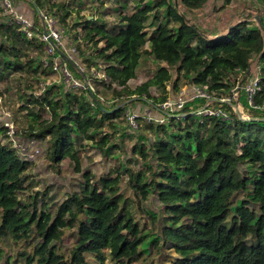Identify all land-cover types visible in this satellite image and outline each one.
Returning <instances> with one entry per match:
<instances>
[{
  "label": "trees",
  "instance_id": "1",
  "mask_svg": "<svg viewBox=\"0 0 264 264\" xmlns=\"http://www.w3.org/2000/svg\"><path fill=\"white\" fill-rule=\"evenodd\" d=\"M28 1L41 34L43 9L64 27L73 12L63 9V14H59L55 8L61 9L63 5L56 0ZM114 1L120 12L129 0ZM207 1L178 0L189 13L202 8ZM163 7L167 21L157 18L155 31L149 35L145 30L147 17ZM80 19L70 29L83 25L82 33L74 34L73 48L86 67L75 63L61 48L56 49V56L66 63L74 83L79 80L83 86L73 83L62 93L53 84L39 96H24L23 107L28 109L31 120L23 128L21 140L45 141L44 153L53 164L69 158L80 171L75 135L94 143L103 154H111L118 147L112 137L122 126L126 102H143L160 109L170 97L167 85L172 84L173 91L179 92V78L183 75L204 89L215 106L224 108L222 114L229 115L195 113L207 100L198 97L187 102L181 111L166 115L169 124L144 118L146 127L154 134V138L149 136L151 143L147 149L155 156L158 169L148 163L138 173L128 168L134 196L147 200L155 195L163 205V246L171 244L175 249L178 258L174 264H264V122L242 120L232 107L234 102L223 100L233 94L232 89L240 82L245 107L252 116L264 117V110L249 105L245 91L253 77L252 64L257 61L262 74L254 104H264V23L255 27L238 23L226 33L209 38L169 0H154L139 5L133 13H119L123 24L120 27L88 16ZM19 28L15 22L0 23V82L17 71L47 74L53 70L54 58L50 57L52 66L41 61L48 42L37 36L29 38ZM35 50L39 52L34 54ZM143 55L150 56L158 65L149 79L131 87L128 82L136 77ZM91 68L107 77L99 80L113 89L119 98L117 103L107 106L99 92L89 85ZM153 87L158 95L152 94ZM46 109L49 118H44ZM4 132L0 126V136L5 135L6 140L4 143L0 139V238L24 240L27 244L36 241L33 253L25 255V264H92L88 255L96 264H106L107 251L112 264H141L146 247L143 229L135 218L141 204L138 198L136 201L124 193L120 169L115 176H102L97 184L92 181V173L85 171L80 191L70 194L58 207L41 200L38 208L36 196L32 202L21 197L29 162ZM147 149L138 145L133 152L146 161ZM130 161L136 162L137 158L133 156ZM247 164L252 172L241 169ZM244 191L252 192L256 208L236 211L235 196ZM75 226V241L69 253L64 252L57 243L63 239L65 228ZM159 242L155 239L152 244L158 246Z\"/></svg>",
  "mask_w": 264,
  "mask_h": 264
},
{
  "label": "rangeland",
  "instance_id": "2",
  "mask_svg": "<svg viewBox=\"0 0 264 264\" xmlns=\"http://www.w3.org/2000/svg\"><path fill=\"white\" fill-rule=\"evenodd\" d=\"M56 1L57 3L63 5L61 9L55 8L59 11V14H63V9L73 10L72 14L66 18L67 24L64 27L56 17H52L54 20L50 19V24H47L40 16V25H42L44 31L48 32L49 35H51L52 31L57 33L59 35L57 41L61 44V49H63L64 53L67 54L68 57L72 58L75 63H81L83 68H85L86 66L82 62L83 58L79 56L73 48L74 34L77 33V31L81 34L83 25L79 24L76 30L70 29L74 22L81 21L80 17L88 16L90 19H97L100 22H105L109 26L116 25L120 27L123 24L119 20V13H133L139 5H144L154 0H145L143 3L140 0H129L127 6L123 7L120 12L117 10V6H119V4L117 5L114 0H106V3L103 5L98 4L94 0ZM120 1L124 2V0ZM169 1L171 3H175L179 12L184 13L191 23L196 24L209 38H216L219 35L226 33L231 26L238 23H246L249 27H255L256 25L261 26L264 23V2L260 0H233L229 4L225 3V0H208L202 8L191 13L186 12L184 7L179 4L178 0ZM20 4L19 9L22 12L26 11L31 17L30 19L34 22L33 24L35 28L31 31L29 29L30 35L37 36L38 38L45 40L44 34L39 33V24L36 23L35 13L30 1L22 0ZM44 10L45 9H43V12ZM93 14H95V17H93ZM166 14V7L160 9L157 8L149 14L145 28L149 35L153 34L155 31L158 24L157 18L163 22L167 21ZM257 17H259V20ZM0 23H13L11 22L10 16L7 12L1 8ZM50 28L52 30L51 33ZM100 45H103V42L100 43ZM146 47H150L149 42L146 44ZM45 48L42 53L41 61L44 59L50 62V57L54 58L53 65L56 63L60 65L58 70H55L49 63L48 66H52L53 70L47 74H44L42 71L37 73L17 71L9 76H6L4 80L0 82V126L5 130L4 133L7 135L11 143L14 145L17 144L16 148L19 150L20 155L29 162L28 169L25 172L27 175L24 183L26 188L21 193V197L29 202H32V197L36 196L38 200V208L41 205V200L48 201L51 207H58V205L64 202L70 194L80 191L81 185L85 181V178L83 177V173L85 171H90V173H92L94 177L92 181L97 184L102 176H115L118 169H120L123 172L122 188L124 193L136 201L137 198L140 200L139 197L136 198L134 196V190L132 189L129 181L130 175L127 172L128 168H132L134 173H138V169L145 167L144 164L146 163L147 165L148 163L158 169L156 166L155 156L147 149L151 143L149 136L154 138V134L146 127L144 123L145 119L149 120L152 118V120L159 123L169 124V120L166 119V115L181 111L186 106L187 102L199 97L195 96L197 94V91L194 89L195 85L190 83L183 75L179 78V84L181 86L179 92L176 93L173 91L172 84L167 85V89L170 92L169 98L171 99V106L161 109L162 111H159L152 105H148L143 102H126V113L122 116L121 120L122 126L119 129V132L112 137V142H115L118 147H116L111 154H103L101 150L94 145V143L89 140L81 139L79 136L75 135L74 147L79 151V155L81 157V170L77 171L75 163L69 158H66L59 164H53L44 153L45 141H32L24 143L21 140V138L23 139L22 130L31 120L28 116V109L23 107V97H29L31 94H34L35 96L41 95L43 92L41 90V82L43 84L44 82H47L46 88L48 85L55 84V90L60 89L62 93L66 92V90L72 87L74 83L71 76L66 77L64 72L65 67L61 68L65 62L60 57H57L56 54L53 56L48 55L47 48ZM37 52L39 51L35 50L34 54ZM22 59L24 61L26 60L25 57ZM156 65L158 64L153 61L150 56L143 55L136 71V77L132 78L128 84L131 87H135L149 79L154 74ZM101 66L103 67L102 64ZM67 69L68 68L66 66V70ZM90 71L93 74L88 76V83L93 89H95V91L99 92L102 101L107 106L117 103L119 98L115 97L113 89L104 86L100 82L99 78L102 77L100 74L101 71L97 72L94 68H91ZM259 71V63L254 61L252 64L253 75L251 76H255V74ZM78 82L81 83L79 80ZM239 83L238 86L232 89L233 94L226 95L223 100L228 103L234 102V104H232L234 110L237 107L244 116L251 117L252 115L250 114L249 109L244 105L243 96H245V94L240 91L241 84ZM114 87L121 88V86L118 85H114ZM151 92L154 95H158V90L155 87L151 88ZM210 110L217 111L225 117H228L229 115L228 112L227 114H222V112H225L223 111L224 108L220 105L215 106L208 98L205 105L198 108L195 113H202V115H204ZM43 115L44 118H49L51 116L47 109L43 111ZM183 116H186V114ZM8 121H12L14 123V133L8 130V127L6 126ZM11 125L13 124L10 123V126ZM168 129L169 133H171L172 128L169 127ZM146 136H148V138ZM4 138L5 135L0 136V139L5 143L6 140ZM138 145L146 147L147 151H149L147 152L149 155L146 161L141 158L138 152H133V148ZM133 156L137 158L136 162L130 161ZM241 169L247 170V172H252V168L248 164L244 165ZM252 189L253 185L250 187V190ZM250 193L252 192L244 191L236 194L233 206L236 211H240L245 208H256V205L251 200ZM140 204L141 210L135 213V218L143 229L144 247H146L145 261L143 260L141 264L147 262H152L153 264H174L178 258L175 249L171 246V244L163 246V224L161 222L164 215L163 205L158 202L155 195H150L147 200H140ZM76 232V226L72 228H65L63 239L57 243L62 251L69 253V248L72 247L75 241ZM155 239H160L158 246L152 244V241ZM35 243L36 241H30L27 244L24 240L15 242L12 238H0V264H25V255L33 253ZM88 258L92 264H96L95 260L92 259L91 256L88 255ZM112 262L113 260L107 251L105 263L112 264ZM131 264L140 263L134 261Z\"/></svg>",
  "mask_w": 264,
  "mask_h": 264
},
{
  "label": "built area",
  "instance_id": "3",
  "mask_svg": "<svg viewBox=\"0 0 264 264\" xmlns=\"http://www.w3.org/2000/svg\"><path fill=\"white\" fill-rule=\"evenodd\" d=\"M20 2H22V0H0V8L7 12V14L10 16L11 22H15V23L20 25V28H19L20 31L24 32L28 37L31 38L32 36L30 35V31L35 28L34 24H33L34 22L30 19L31 17L28 15V13L26 11L22 12L19 9V6L21 5ZM40 16L43 18V21L47 24L49 23L50 19L54 20L51 16H47L45 14V11L43 12V10L40 12ZM29 29H30V31H29ZM51 31L52 30L50 28V33H51ZM43 34H44V39L47 40L49 43V45L47 44L48 46L46 45L48 55H50V56L55 55L57 47L61 48V44L57 41L59 38V35L57 33H54L53 31H52L51 35H49V33L46 31H44ZM50 40L54 41L55 46L50 43ZM55 40H56V42H55ZM43 62L45 63V65L49 64V62L47 60L43 59ZM65 64L66 63H63L61 68L65 67L64 72L66 74V77L71 76V73L67 71L68 69L66 70ZM59 66L60 65L58 63H56L53 65V68L55 70H58L60 68ZM259 68H260V71L257 72L255 74V76L252 77V79L249 81V84H247L245 86V90L247 91L248 101L250 103V106L253 108H256V109L264 110V104L263 105H255L254 104V96L256 95L257 89L259 87L261 74H262L261 73V67L259 66ZM100 74L102 77L107 79V77L103 73L100 72ZM71 78H72V76H71ZM46 84H47V82H44V84L41 82V90L42 91H44V89L46 88ZM75 86L82 87L83 83L82 82L79 83L78 81H75ZM194 89L197 91V94L195 96H199V97H203V98L209 97V95L206 93V91L204 89H202L201 87L195 85ZM169 106H171V99L170 98L167 101H165L164 103H162L160 105V109H158V110L162 111L161 109H165L166 107H169ZM207 114H219V112L214 111V110H210V111H208ZM149 120H152V118H150ZM10 123H12L13 125L10 126ZM6 126L8 127V130H10L14 133V123L12 121H8L6 123ZM16 146H17V144H15V147ZM18 152H19V150H18Z\"/></svg>",
  "mask_w": 264,
  "mask_h": 264
},
{
  "label": "water",
  "instance_id": "4",
  "mask_svg": "<svg viewBox=\"0 0 264 264\" xmlns=\"http://www.w3.org/2000/svg\"><path fill=\"white\" fill-rule=\"evenodd\" d=\"M258 18V20H259V17H257ZM232 27V26H231ZM50 43L51 44H53L54 46H55V43H54V41H52V40H50ZM57 49L59 50V51H61V49L60 48H58L57 47ZM264 52V51H263ZM63 53H64V51H63ZM261 58V57H260ZM235 112L239 115V117L242 119V120H244V121H262V122H264V117H255V116H244L243 114H242V112L236 107V109H235ZM169 115H171L172 116V114H169Z\"/></svg>",
  "mask_w": 264,
  "mask_h": 264
}]
</instances>
